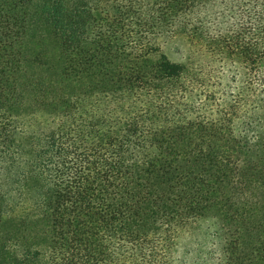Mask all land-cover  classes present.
Returning <instances> with one entry per match:
<instances>
[{"label":"trees","instance_id":"obj_1","mask_svg":"<svg viewBox=\"0 0 264 264\" xmlns=\"http://www.w3.org/2000/svg\"><path fill=\"white\" fill-rule=\"evenodd\" d=\"M23 2L0 7V264H170L215 211L227 263L264 264V0Z\"/></svg>","mask_w":264,"mask_h":264},{"label":"rangeland","instance_id":"obj_2","mask_svg":"<svg viewBox=\"0 0 264 264\" xmlns=\"http://www.w3.org/2000/svg\"><path fill=\"white\" fill-rule=\"evenodd\" d=\"M14 1L17 2L18 0H0V7H29L23 2L26 0H19L21 2L18 5H15ZM17 10L5 15L9 18L16 17L19 20H32V17L21 11V8H17ZM38 28L36 24L33 25L34 32L38 33ZM160 45L162 51L171 59H184V53H186L184 48L187 47V44L182 38L162 39ZM52 53H55V51ZM193 60L196 63L201 62L200 64L205 67H211L209 55L199 56L195 54L193 55ZM26 66L29 69L31 64ZM213 67L212 82H220L222 83V88L229 90L232 70L227 69V67L222 68L218 64L213 65ZM40 69L44 70V68ZM40 119L43 120L44 118L41 117ZM208 214L207 217H190L189 220L180 226L169 249L170 264H228L226 247L231 240L230 235L225 231L226 227L222 226L216 211Z\"/></svg>","mask_w":264,"mask_h":264}]
</instances>
